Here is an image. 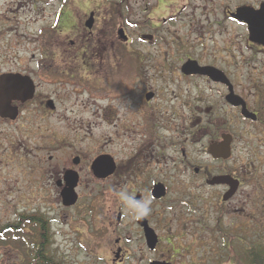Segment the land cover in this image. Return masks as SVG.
<instances>
[{
  "label": "flooded vegetation",
  "instance_id": "1",
  "mask_svg": "<svg viewBox=\"0 0 264 264\" xmlns=\"http://www.w3.org/2000/svg\"><path fill=\"white\" fill-rule=\"evenodd\" d=\"M6 3L0 154L17 156L21 208L12 225L30 226L33 259L43 237L49 264H66L49 249L67 221L76 222V245L95 253L114 237L109 264L129 260L132 230L155 253L144 252L147 264H176L188 248L173 241L222 240L232 264L261 253L264 60L249 65L246 48L264 53V43L236 13L264 1ZM24 8L33 12L25 19ZM39 22L32 46L18 42L6 56L16 28ZM7 233L0 228V238Z\"/></svg>",
  "mask_w": 264,
  "mask_h": 264
},
{
  "label": "rangeland",
  "instance_id": "2",
  "mask_svg": "<svg viewBox=\"0 0 264 264\" xmlns=\"http://www.w3.org/2000/svg\"><path fill=\"white\" fill-rule=\"evenodd\" d=\"M16 1L17 0H0V10H4V4H7L6 2H8L10 6L12 2ZM262 1L264 0H230V3L231 6H234V4L244 2L259 4ZM20 12L25 13V15L22 16L24 19L29 17V14H33V12H26L25 8L21 9ZM39 25H41V22H39V24L33 23L27 25L23 23L19 25L16 28L17 33H13L16 37L13 41L9 42L8 47L3 42L6 56L13 55L18 42H22L24 43L23 45L31 47L32 45H29L27 41L33 36L42 35V33L39 32L41 27H39ZM10 38H12V35ZM251 52L250 48L247 47V62L252 66L255 64L258 65L259 69L264 60V53L258 52L251 54ZM6 153L13 154L12 150H8ZM6 153L3 152L0 154V228L7 224H17V215L15 213H18L21 208V205H16L18 199L16 189L18 187L21 188L18 180L21 179L22 172H19L20 170L17 167V156L14 154L15 157L3 156V154ZM23 192H25V190H23ZM107 210L109 211V209ZM67 222V225L61 227L64 233L61 232L57 236L58 246L57 244L55 245V241L52 239L49 255L52 254L56 260H61L62 258L66 264H109V262H111V254L108 251V246L113 245V236L106 235L103 237V248L98 251L100 253L99 255V253H95L93 246L88 243L80 247L76 245L78 237L73 230L76 222ZM28 226L23 225L22 229L24 228V230L22 232H15L12 230L0 238V264H38L32 257L33 253L31 251L33 245H31V243L33 237L29 232L31 228L30 226L27 228ZM25 228H27L26 231ZM130 236L132 240L126 243V246L131 251V255L129 260L123 264H147V260L143 262L144 252H146V257L148 256L151 258L155 257V253L148 250L144 241L140 239V236L136 234L135 230L130 231ZM83 241L89 242L86 237H83ZM193 242L192 240L173 241L174 246L177 248H181V244H183L185 248H188V250H182V255H178L175 261L176 264H181V259H186L187 261L196 259L200 261V264H230L229 259H233L231 261L232 264L235 259V257L232 258L229 256V251L223 246L222 240H200L195 241V245L192 244ZM262 242V250H264V240ZM165 244L166 242L164 245ZM165 247H169V250L172 249L171 245H166ZM186 264H188V262Z\"/></svg>",
  "mask_w": 264,
  "mask_h": 264
},
{
  "label": "water",
  "instance_id": "3",
  "mask_svg": "<svg viewBox=\"0 0 264 264\" xmlns=\"http://www.w3.org/2000/svg\"><path fill=\"white\" fill-rule=\"evenodd\" d=\"M236 16L241 19L247 18V22L249 23L251 40L264 43V3H262L259 10L249 6L239 7ZM232 192L233 191H230L229 194H231ZM229 194H226L225 197H227ZM71 201H74V199ZM146 236L149 246L153 248L157 243L155 236L150 235L148 233L146 234ZM151 264H171V263L154 261Z\"/></svg>",
  "mask_w": 264,
  "mask_h": 264
},
{
  "label": "trees",
  "instance_id": "4",
  "mask_svg": "<svg viewBox=\"0 0 264 264\" xmlns=\"http://www.w3.org/2000/svg\"><path fill=\"white\" fill-rule=\"evenodd\" d=\"M2 228H4L6 232H8L11 228H13L12 230L17 229L16 226L9 224L3 226ZM44 240L45 239L43 237H39V241H37L38 246L34 252V259L35 261H41L44 264H49L48 255H46L47 243H45ZM241 260V264H264V250H262L260 254H256L253 256H244L241 258Z\"/></svg>",
  "mask_w": 264,
  "mask_h": 264
},
{
  "label": "clouds",
  "instance_id": "5",
  "mask_svg": "<svg viewBox=\"0 0 264 264\" xmlns=\"http://www.w3.org/2000/svg\"><path fill=\"white\" fill-rule=\"evenodd\" d=\"M143 211L146 213L148 211L147 207H143Z\"/></svg>",
  "mask_w": 264,
  "mask_h": 264
}]
</instances>
